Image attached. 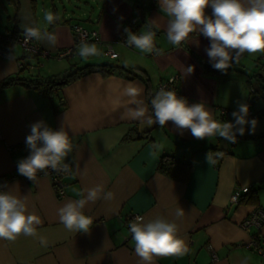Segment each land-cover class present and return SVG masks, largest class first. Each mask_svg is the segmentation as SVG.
Listing matches in <instances>:
<instances>
[{
    "label": "crops",
    "instance_id": "1",
    "mask_svg": "<svg viewBox=\"0 0 264 264\" xmlns=\"http://www.w3.org/2000/svg\"><path fill=\"white\" fill-rule=\"evenodd\" d=\"M17 2L20 32L22 25L47 29L57 42L49 46L37 41L47 56H29L15 46L11 57H0V81L17 74L58 75L72 66L107 63L140 68L148 82L120 72L102 76L92 71L49 96L20 85L0 92V180L8 177L2 186L26 197L28 212L41 219L36 237L0 239V264H142L129 229L128 218L135 215H141L145 223L157 217L177 223L178 235L188 248L181 256H154L152 264H264V258L247 246L256 230L247 232L240 226L253 208L264 209V53H245L227 72L205 71V65H211L205 51L210 40L194 31L179 46L168 43L169 18L160 11L158 0H91L78 16L65 7L58 10L56 0L50 6L43 3L40 9L36 0ZM138 5L156 32L154 44L163 50L162 55L141 54L121 41L128 35L126 25L132 19L136 18L134 25L142 23L136 15ZM46 12L59 19L47 24ZM205 12L210 16L211 7ZM71 24L96 31L97 40L86 43L97 46V55L81 58L78 45L72 55L56 57L57 51L74 44ZM147 27L140 24L137 35ZM107 45L116 57L105 53ZM188 66L193 67L191 73H187ZM170 77H176L178 96L189 104L205 103L218 121H232L237 101L246 103L257 113L255 131L249 132L246 126L245 134L233 144L217 136L194 138L190 130L181 133L171 121L163 127L148 124L149 118L154 120L148 94L152 100L158 84ZM128 84L140 90L137 99L145 110L141 120L127 114L136 107L124 95ZM41 120L54 130L63 126L72 142L64 161L70 163V170L63 178V197L56 195L46 175H38L34 181L11 176L18 172V162L30 154L25 143L30 125ZM130 133L137 137L126 139ZM209 152L218 165L207 164ZM163 154L190 161L187 180L157 170ZM98 185L104 192L111 191L113 198L105 200L101 193V198L86 204L84 214L93 219L90 232L68 231L60 222L58 209ZM241 186L249 187V194L245 200L231 203L232 192ZM178 207L184 209L180 218L175 215ZM259 236L264 248V224Z\"/></svg>",
    "mask_w": 264,
    "mask_h": 264
},
{
    "label": "clouds",
    "instance_id": "2",
    "mask_svg": "<svg viewBox=\"0 0 264 264\" xmlns=\"http://www.w3.org/2000/svg\"><path fill=\"white\" fill-rule=\"evenodd\" d=\"M159 8L169 19L166 27L167 41L179 46L186 41L190 33L197 31L210 40L205 49L211 66L215 70L227 72L232 63H238L245 53L253 55L264 53V0H158ZM211 7V15H206V8ZM47 24L59 19L58 15L46 12ZM25 41L33 39L55 46L57 37L47 29L21 26ZM127 31V30H126ZM156 32L149 25L137 35L128 31L126 45L138 49L141 54L162 55L163 50L154 44ZM98 54L95 44L81 42L78 55L88 58ZM193 71L187 67V73ZM140 90L133 84L124 88V95L136 105L129 108V118L141 120L145 116L142 102L137 99ZM155 119L149 118L148 124L156 123L161 127L173 123L183 133L190 130L197 139L217 136L229 143H236L237 136L254 132L257 120L249 119V106L237 101V109L232 112V121H218L213 118L212 109L205 103L189 104L186 98L177 95L175 90L161 88L151 100ZM30 154L18 162L19 174L34 181L38 171L51 168L54 171L67 172L70 166L64 163L72 151V142L63 126L54 130L43 120L30 125V134L25 140ZM207 164H215L211 152L206 154ZM111 200L113 193L104 192L98 185L80 193L81 199L67 202L58 209L60 222L71 232L88 233L93 219L84 214L83 209L89 202L101 198ZM175 215L180 218L184 209L178 207ZM41 224L38 215L28 212L26 197L14 194L9 187L0 186V239L15 241L19 236L36 237L37 226ZM135 253L142 264H152L154 256H181L188 248L179 235V226L163 217H157L147 223L143 217H136L129 225ZM41 244L46 241L40 237Z\"/></svg>",
    "mask_w": 264,
    "mask_h": 264
},
{
    "label": "trees",
    "instance_id": "3",
    "mask_svg": "<svg viewBox=\"0 0 264 264\" xmlns=\"http://www.w3.org/2000/svg\"><path fill=\"white\" fill-rule=\"evenodd\" d=\"M2 2V1H1ZM5 2L13 7V14L12 17L9 20V23L7 26L3 28L2 31H0V47H9L11 44H14L19 37L23 36V33L20 32L17 25V12H18V2L17 0H5ZM136 8L145 16V13L143 12V7L141 5L136 6ZM136 9V10H137ZM143 16V17H144ZM135 17V16H134ZM140 24H146L149 26V24L146 22L145 17L142 23H139V25H134L132 23H128L126 25L127 32L131 31L132 33H138ZM74 24H71V27ZM152 30L154 31L153 27ZM13 50V49H12ZM28 55H25V57ZM32 56V55H31ZM23 69V68H22ZM92 71L99 72L102 76H108L113 73H124L127 77H137L141 79L144 82H148L147 74L144 70L137 68V67H127L122 65H116V64H88L84 66H72L68 68L66 71H64L61 74L58 75H49V76H19L13 75L8 76L0 81V92L10 86L13 85H20L27 89H32L41 92L42 94L49 96L54 93H56L61 87H63L65 84H68L81 76H83L86 73H90ZM205 71H215L220 72L219 70H215L211 65H205ZM151 94H148V103L150 105V108L153 113V108L151 105ZM155 119V117H154ZM133 133H130V135L127 136L126 139H132L136 138L137 135L132 136ZM241 136H237V139ZM219 162L216 161V165H218ZM157 170L169 177L180 179L182 181L187 180L190 172V161L189 160H177L172 155L169 154H163L161 155L160 161L157 165ZM14 176H20L19 172H17ZM8 178V177H7ZM7 178H1L3 180H6ZM249 194V189L247 193L241 194L239 201L245 200L246 195Z\"/></svg>",
    "mask_w": 264,
    "mask_h": 264
},
{
    "label": "built area",
    "instance_id": "4",
    "mask_svg": "<svg viewBox=\"0 0 264 264\" xmlns=\"http://www.w3.org/2000/svg\"><path fill=\"white\" fill-rule=\"evenodd\" d=\"M136 21V18L132 19L131 23L134 24ZM72 33L74 36V44L73 46L60 50L56 52V57L58 58H64L67 56L72 55L75 48L81 44V42H88L91 40H97V33L94 30H88L85 29L80 24H74L72 27ZM138 34V33H136ZM127 36L124 35L121 38V41L126 44ZM15 46H20L24 49V51L29 55H42L47 56V53L43 52L41 48L38 46L37 40L33 39L31 41H25L24 37H19L18 40L11 44L9 47H0V57L8 58L12 56V49ZM105 53L108 54L111 57H116L117 53L112 49L111 45L106 46ZM176 77H170L165 82H161L158 84V90H160L162 87L166 90H176L175 87ZM254 118L257 117V113L249 109V117L248 118ZM67 163V162H64ZM70 166V163H67ZM68 173L62 172V171H54L51 168H47L43 171H38L36 176L38 175H46L50 178L52 187L54 191L56 192V195L58 197H63L65 195V183H64V176ZM20 177L28 179L27 177L20 174ZM4 183V180H0V186H2ZM249 187L247 186H241L236 189L231 194L230 202L231 203H238L239 198L241 194L247 192ZM142 217L141 215H135L133 217H129V222L135 221L136 217ZM264 224V209L260 207H255L253 210L248 214L247 217L242 219L240 222V226L247 232L251 231V228H254L256 231L252 233L250 241L247 243V246L254 248L261 256L264 258V248H262L260 244V236H259V230Z\"/></svg>",
    "mask_w": 264,
    "mask_h": 264
},
{
    "label": "rangeland",
    "instance_id": "5",
    "mask_svg": "<svg viewBox=\"0 0 264 264\" xmlns=\"http://www.w3.org/2000/svg\"><path fill=\"white\" fill-rule=\"evenodd\" d=\"M1 1L7 7V11H5L3 9V6L0 3V31H2L3 28L8 25L9 20L12 17V7L10 5H8V4H6L5 0H1ZM36 1H37V5H38L39 9L41 8V5H43V3H45L47 6L48 5L50 6L51 3L54 4V0H36ZM56 2H58L56 4L58 10L61 11L62 8L65 7V9L68 12L74 13L76 16H78L80 14V12H81V9L85 8L84 7L85 4H86L85 2H91V0H61V3L59 2V0H56ZM139 23L140 22H137V25H139ZM41 58H43L44 60L51 59V57H47V58L41 57ZM69 61L71 62V60H69ZM247 73L250 74V75L252 74L251 72H247ZM251 79L254 80V77H251Z\"/></svg>",
    "mask_w": 264,
    "mask_h": 264
},
{
    "label": "water",
    "instance_id": "6",
    "mask_svg": "<svg viewBox=\"0 0 264 264\" xmlns=\"http://www.w3.org/2000/svg\"><path fill=\"white\" fill-rule=\"evenodd\" d=\"M136 15H137V17H138L141 21L144 20L143 14H142L139 10L136 11ZM229 69H230V68H229Z\"/></svg>",
    "mask_w": 264,
    "mask_h": 264
}]
</instances>
